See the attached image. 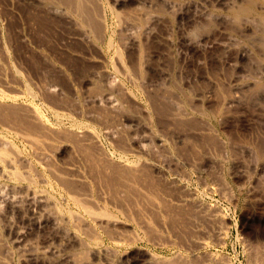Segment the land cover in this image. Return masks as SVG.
<instances>
[{
  "label": "rangeland",
  "instance_id": "obj_1",
  "mask_svg": "<svg viewBox=\"0 0 264 264\" xmlns=\"http://www.w3.org/2000/svg\"><path fill=\"white\" fill-rule=\"evenodd\" d=\"M20 2L23 3V0H0V49L3 48V51L0 50V62L3 67L5 66L3 70L4 72L6 70L5 75H7L5 80H0L3 82H0V90L5 94H19L18 104L23 107H25L24 105L33 107L42 115L48 127L57 130V132L53 131L55 133L52 138L48 139L54 144L53 149L43 147L46 149L43 151L49 155L48 161H42L38 156L35 157L36 151L33 146L22 139L21 135L19 136L20 132L23 135L24 131L28 132L29 130L31 134L27 132L25 134L36 136L35 138H39L37 135H41L39 131L36 133V130H31L28 127L31 123L26 120L28 117L23 110L19 111L22 113L18 112V117H20L16 119L17 121L11 119L10 123L8 122L9 125H6L8 123H3V126L0 124V139L5 136V140H8L11 145L13 144V147L15 146L14 149L18 152L19 157L23 161L26 160L25 163L17 164L18 170L19 172L29 171L31 178L26 176L33 180L32 183L35 185L29 184L27 181L29 179L23 176V180L27 179L26 181L18 180L15 183L18 190L25 192L30 186L35 187L34 189L37 188L46 196H50V200L52 199L51 201L57 207L59 216L67 224H64V231L61 228L52 230L49 226L38 231L33 225L32 211L27 206H20L21 208L18 207L19 210L16 211L9 210L2 204L0 206L1 264L4 260L8 264H66L58 261L59 254L54 256L48 254L45 258L36 260L23 257L20 244H28V242L32 249L42 250L48 244L55 243V246H58L60 250L72 253L74 256L82 253L80 256L77 255L81 258L76 256L78 258L76 260H80L82 264H89V262L90 264H105V262L106 264H156L157 262V264H168L169 262L173 264V260L178 256L193 257V254L185 253L184 250L194 247V240H206L205 243L208 241L206 249L196 252L197 254L194 256L201 257L207 252L212 255L209 258L210 261H205L206 258L205 263L200 258L199 261L202 262L198 261L197 264H213L214 262L215 264H264V96H262L264 93H258L255 90V86L259 83L264 86V71H261L264 69V59L263 56H260L263 53L256 42L262 37L263 32L258 27L255 18L251 17L254 18L252 20L243 17L242 21L238 23L239 25L235 22L232 23L231 21H234L231 18L232 13L237 6L232 0H226L225 3L228 5L224 2L221 3V0H103L106 10L109 8L118 12L119 15L121 14L118 17L119 20L122 19V21L120 20L121 24L123 20L130 18L131 23L127 22L131 24L130 28L127 27L129 32H127L128 29L121 28L122 25L116 28L110 27L106 31L104 30L103 40V31L98 33L91 29L88 33V38H91L85 42L78 37L79 31L76 30V32L71 24L63 22L59 19L60 17L24 13L23 10H20L22 6ZM256 3L259 5L258 7ZM256 3L253 5L256 12L264 13L262 2L256 0ZM124 14L125 16H123ZM254 27L256 28L254 29ZM122 29L124 30L122 31ZM110 36L113 39V44L109 49L107 39ZM68 38L70 39L67 40ZM123 40L130 43L127 44ZM90 41L93 43L91 44ZM117 55H120L118 56L120 59L116 58ZM135 65L136 67H134ZM115 68L117 69L114 71ZM255 68L259 71H254ZM106 77L114 80L115 83L114 81L113 83L118 87L113 90L115 94L112 93V97L115 96L114 99L120 98L117 100V104L122 109L117 108L118 113L115 110H113L115 112L105 110L103 104H93V96L100 95L107 90ZM101 78L102 80H100ZM247 86L248 88H245ZM49 88H55L57 92L48 93L47 89ZM26 89L31 93L32 98L26 96ZM99 89L101 90L99 91ZM252 95L256 97L254 98ZM65 105L67 106L65 107ZM101 111L103 112L101 113ZM24 117L27 118L24 119ZM27 122L28 125H26ZM18 124L23 127H19ZM10 125L11 132L9 131ZM18 128L20 129L18 130ZM80 129L92 132L96 136V146H76L78 143L75 136L73 139V134ZM15 132L16 135L18 134L17 136ZM39 140L44 139L40 138ZM74 141L76 142L74 143ZM56 146L60 147H57L59 150ZM82 148L86 150L88 148L89 151L87 150L85 153ZM74 153L76 154L74 155ZM90 155L96 161L111 160L110 162H113L114 165L121 162L135 167L141 163L137 166L145 165V167H140L141 172L138 170L136 175L134 174L137 180L131 175L132 180L138 182L140 177L139 180L142 182L144 179L152 180V182L144 180L143 183L139 181L134 184V181H130L126 186L122 185L124 187H121L122 189H120V185L115 184V187H119L120 190L118 189L116 194L118 196L114 198V194L110 195L113 190L104 186V179L108 177L105 174H100L98 169L96 171V164H91L89 167L90 161L88 162L87 158H90ZM99 157L100 160H98ZM67 165L76 168L77 174L79 172L82 179L86 180L90 186V188L87 186L86 193H92V200L94 199L95 203V206H92L94 212L99 211L97 206H101L99 212H109L108 215L110 214L111 218L104 217L111 222L105 224L106 218L102 224L94 222L83 214L82 210L64 202L65 195L54 186L50 170L54 167L52 169L54 172L65 176L66 172L63 170ZM58 169L59 171H57ZM143 175H146L145 178ZM0 180L3 184L8 185L5 179ZM176 186L178 188H175ZM88 189L90 192L87 191ZM123 189L126 191L123 192ZM107 192L110 193L107 194ZM183 200H188V202ZM52 210L50 209V211ZM186 212L188 213L185 216ZM70 214L74 218L71 219ZM178 217H181L182 220ZM177 219L181 220L180 223ZM173 220L176 222H171ZM147 221L150 222L147 224ZM191 221H195L197 226H201L194 228ZM183 224L187 227H184ZM147 225L154 228L146 229ZM157 225L158 227H156ZM104 227H107L105 228L107 231H104ZM178 228H180L179 231ZM13 229L15 230L13 231ZM26 231L28 233H25ZM186 231L187 234L189 233L188 235H185ZM188 231L193 233L194 239L192 233ZM17 232L25 233L20 244L15 241L16 237L14 236L17 235ZM181 232L183 235L180 234ZM111 233L116 235L113 237ZM199 233L203 234L199 235ZM73 234L78 237V242L66 237ZM157 239L159 240L157 241ZM149 240L151 243H148ZM4 253L10 256L8 257ZM221 258L224 259V262ZM159 261L161 262L159 263Z\"/></svg>",
  "mask_w": 264,
  "mask_h": 264
},
{
  "label": "bare ground",
  "instance_id": "obj_2",
  "mask_svg": "<svg viewBox=\"0 0 264 264\" xmlns=\"http://www.w3.org/2000/svg\"><path fill=\"white\" fill-rule=\"evenodd\" d=\"M21 1V0H20ZM103 0H23V3H21L22 4V6L20 7V10H23V12L24 13H33V14H36V15H38V16H42L41 14H44L45 16H47V17H50V16H52V17H60L59 19L60 20H62L63 22H66V23H69V24H71L74 28H75V31L77 30V31H79V33H78V37L80 38V39H82V41L83 40H85V42H88V40H89V38H91V37H89L88 38V33L90 32V30L91 29H93V31L94 30H96V31H98V33H100V31H101V33H102V31H103V37H102V39L104 40V32L106 31V29H109L110 27H113V28H116V27H119L120 25H122L121 26V28L122 27H124V28H126V29H128V28H130L129 26H131V20H130V18H128L126 21L125 20H123V23L121 24V22H120V20L122 21V19H120L119 20V16L121 15H119L118 14V12H115V11H113L112 9H107L106 10V8L103 6V2H102ZM220 1V0H219ZM232 1H234L233 3H236V8L234 9L233 8V6H232V8L234 9V12L232 13V20H234V21H231L232 23L233 22H235V24L237 23H240V21H242L241 19L244 17V18H251V17H254V18H251L252 20L254 19V20H256L258 23V27H260V29H261V31L263 32L262 33V37L259 39V40H257L256 42H258V44H259V49H261L262 50V53H263V55H260V56H263V59H264V13H257L256 12V9L253 7V5H254V3H256V0H232ZM262 2V4H263V6H264V0H258V2ZM222 2H226V0H221V3ZM228 2V1H227ZM232 3V2H231ZM1 4V3H0ZM113 4V3H112ZM225 4H227V3H225ZM228 4H229V2H228ZM227 4V5H228ZM257 4V3H256ZM224 5V4H223ZM222 5V6H223ZM229 5H231V4H229ZM20 6V5H19ZM106 6H108V5H106ZM161 6V5H160ZM168 6H170V5H168ZM235 6V5H234ZM259 5L257 4V7H258ZM162 7V6H161ZM224 7V6H223ZM228 7V6H227ZM231 7V6H230ZM131 9V8H130ZM261 9V8H260ZM136 10V9H135ZM230 10V8L228 9V11ZM118 11V10H117ZM20 12V11H19ZM22 11L20 12V13H23ZM136 12H138L137 10H136ZM132 13V12H131ZM19 14V13H18ZM140 14H141V12H140ZM142 14H144V13H142ZM212 14V13H211ZM11 15V14H10ZM27 15V14H26ZM132 15V14H131ZM131 15H129V16H131ZM169 15V14H168ZM34 16V15H33ZM123 16H125V14L123 15ZM10 17V16H9ZM135 17V16H134ZM153 17V16H152ZM151 17V18H152ZM29 18V17H28ZM41 18V17H40ZM44 18V17H43ZM42 18V19H43ZM57 18H56V20H57ZM123 18H125V17H123ZM132 18V17H131ZM209 18V17H208ZM230 18V17H229ZM31 20H32V18H30ZM50 19V18H49ZM133 19V18H132ZM140 19H141V17H140ZM143 19V18H142ZM2 20V19H1ZM5 20V19H4ZM3 20V21H4ZM29 20V19H28ZM30 20V21H31ZM46 20V19H45ZM110 20H111V22H110ZM116 22H115V21ZM145 20V19H144ZM151 20V19H150ZM165 20V19H164ZM231 20V19H230ZM6 21V20H5ZM24 21V20H23ZM35 21V20H34ZM37 21H38V19H37ZM37 21H36V23H37ZM49 21V20H48ZM125 21V22H124ZM142 21V20H141ZM166 21V20H165ZM28 22V21H27ZM59 22V21H58ZM127 22H130V23H127ZM203 22V21H202ZM207 22V21H206ZM24 23V22H23ZM45 23H46V21H45ZM208 23V22H207ZM209 23H211V22H209ZM243 23H244V21H243ZM31 24H32V22H31ZM52 24V23H51ZM69 24H68V26H69ZM212 24V23H211ZM248 24V23H247ZM33 25V24H32ZM161 25V24H160ZM239 25V24H238ZM5 26V25H4ZM52 26V25H51ZM68 26H66V27H68ZM242 26V25H241ZM33 27V26H32ZM65 27V26H64ZM128 27V28H127ZM233 27V26H232ZM237 27V26H236ZM202 28V27H201ZM256 27H254V29H255ZM45 29V28H44ZM52 29V28H51ZM125 29V30H126ZM153 29V28H152ZM210 29H212V28H210ZM71 30L72 31H74L73 30V28H71ZM105 30V31H104ZM124 29H122V31H123ZM148 30V29H147ZM42 31V30H41ZM52 31V30H51ZM76 31V32H77ZM92 31V32H93ZM127 31V30H126ZM130 31H131V29H130ZM152 31V30H151ZM156 31V30H155ZM154 31V32H155ZM198 31V30H197ZM234 31V30H233ZM92 32H91V35H93L92 34ZM127 32H129V29H128V31ZM259 32V31H258ZM117 33V32H116ZM130 33H132V32H130ZM138 33V32H137ZM94 34H95V32H94ZM132 34H134V33H132ZM131 34V36H133ZM149 34V33H148ZM168 34V33H167ZM253 34V33H252ZM36 35V34H35ZM76 35H77V33H76ZM98 35H100V34H98ZM159 35V34H158ZM18 36V35H17ZM67 36V35H66ZM69 36V35H68ZM73 36V35H72ZM95 36V35H94ZM93 36V37H94ZM96 36H97V32H96ZM95 36V37H96ZM102 36V35H101ZM259 36V35H258ZM71 37V36H70ZM95 37H94V39H95ZM135 37V36H134ZM133 37V38H134ZM146 37V36H145ZM101 38V37H100ZM136 38V37H135ZM256 38V37H255ZM70 38H68L67 40H69ZM73 39V38H72ZM124 39V38H123ZM130 39V38H129ZM137 39V38H136ZM258 39V38H257ZM7 40V39H6ZM91 40V39H90ZM118 40V39H117ZM120 40V39H119ZM133 40V39H132ZM135 40V39H134ZM254 40V39H253ZM8 41V40H7ZM100 41V40H99ZM116 41V40H115ZM122 41V40H121ZM120 41V42H121ZM146 41V40H145ZM70 42V41H69ZM81 42V41H80ZM84 42V43H85ZM91 42V41H90ZM118 42V41H117ZM123 42H125L124 40H123ZM127 42V41H126ZM125 42V43H126ZM143 42V41H142ZM253 42V41H252ZM46 43V42H45ZM51 43V42H50ZM93 42H91V44H92ZM119 43V42H118ZM125 43H122V44H125ZM128 43H130L129 41L127 42V44ZM132 43V42H131ZM147 43V42H146ZM80 44V43H79ZM102 44V43H101ZM113 44V39H112V37L110 36L108 39H107V45H109V49L112 47L111 45ZM84 46H86V45H84ZM89 46V45H88ZM125 46V45H124ZM7 47V46H6ZM83 47V46H82ZM95 47V46H94ZM121 47V46H120ZM126 47V46H125ZM130 47V46H129ZM135 47V46H134ZM257 47V46H256ZM86 48V47H85ZM92 48V47H91ZM96 48H98V47H96ZM122 49V48H121ZM120 49V50H121ZM125 49V48H124ZM127 49V48H126ZM0 50H2L3 51V48L2 49H0ZM88 50H89V48H88ZM2 51H1V53H2ZM91 51V50H90ZM123 51V50H122ZM130 51V50H129ZM128 51V52H129ZM75 52V51H74ZM80 52V51H79ZM118 52H119V50H118ZM8 53V52H7ZM81 53V52H80ZM86 53H88V52H86ZM101 53V52H100ZM120 53V52H119ZM159 53V52H158ZM5 54V53H4ZM133 54V53H132ZM100 55V54H99ZM114 55H115V53H114ZM138 55V54H137ZM78 56V55H77ZM76 56V57H77ZM90 56V55H89ZM118 56H120V55H117L116 56V58L118 59H120V57H118ZM128 56V55H127ZM241 56V55H240ZM243 56V55H242ZM241 56V57H242ZM81 57V56H80ZM112 58V57H111ZM1 59V58H0ZM126 59V58H125ZM130 59V58H129ZM143 59V58H142ZM258 60V59H257ZM84 61V60H83ZM93 61V60H92ZM112 61V60H111ZM120 61H122V60H120ZM119 61V62H120ZM141 61V60H140ZM259 61V60H258ZM3 62V61H2ZM113 62H114V60H113ZM264 62V61H263ZM118 63V62H117ZM137 63V62H136ZM261 63V62H260ZM113 64V63H112ZM119 65V64H118ZM137 65V64H136ZM136 65L134 66V67H136ZM141 65V64H140ZM264 65V64H263ZM90 66V65H89ZM256 66V65H255ZM262 66V65H261ZM5 67V66H4ZM4 67H3V65L1 64V62H0V80H3L7 75H5V72H6V70H5V72H4ZM58 67V66H57ZM95 67V66H94ZM119 67V66H118ZM129 67H131V66H129ZM141 67V66H140ZM83 68V67H82ZM123 68V67H122ZM258 68V67H257ZM261 68V67H260ZM85 69H87V68H85ZM99 69V68H98ZM101 69V68H100ZM117 68H115L114 69V71L116 70ZM126 69V68H125ZM124 69V70H125ZM131 69V68H130ZM249 69V68H248ZM259 69V68H258ZM258 69H256L255 68V70L254 71H259ZM69 70V69H68ZM83 70V69H82ZM94 70V69H93ZM104 70V69H103ZM123 70V71H124ZM127 70H128V68H127ZM9 71V70H8ZM95 71V70H94ZM121 71V70H120ZM261 71H264V69L263 70H261ZM46 72V71H45ZM57 72V71H56ZM104 72V71H103ZM127 72V71H126ZM223 72V71H222ZM131 73V72H130ZM18 74V73H17ZM118 74V73H117ZM122 74H123V72H122ZM106 75V74H105ZM9 76V75H8ZM14 76V75H13ZM17 76V75H16ZM110 76V75H109ZM122 76V75H121ZM263 76V75H262ZM261 76V77H262ZM15 77V76H14ZM13 77V78H14ZM245 77H246V75H245ZM111 78H112V76H111ZM111 78H109V77H106L105 79V81H106V83H107V85H106V88H107V90L105 91V92H103V93H101L100 95H96V96H93V99H92V101H93V104L95 103V104H98V105H100V104H103L104 106H102V107H104V109L106 110V109H108V110H110V111H113V110H115L116 111V109L118 108H121V107H118V104H117V100L118 99H120V98H118L117 100L116 99H114L115 98V96H114V98L112 97V93H113V90L114 89H116V88H118L117 87V85H115L114 83H115V81H114V83H113V81L111 80ZM129 78V77H128ZM250 78V77H249ZM94 79V78H93ZM251 79V78H250ZM5 80V79H4ZM16 80V79H15ZM100 80H102V78L100 79ZM9 81H11V80H9ZM18 81V80H17ZM92 81V80H91ZM99 81V80H98ZM1 82V81H0ZM12 82H14V81H12ZM1 83H3V82H1ZM5 83V82H4ZM118 83V82H117ZM140 83V82H139ZM6 84V83H5ZM4 84V85H5ZM95 84H96V82H95ZM173 84V83H172ZM203 84V83H202ZM25 85V84H24ZM98 85V84H97ZM119 85V84H118ZM244 85V84H243ZM254 85H256V84H254ZM2 86V85H1ZM96 86V85H95ZM121 86V85H120ZM252 86V85H251ZM27 87V86H26ZM40 87V86H39ZM103 87H104V85H103ZM122 87V86H121ZM10 88V87H9ZM217 88V87H216ZM221 88V87H220ZM245 88H248V86L247 87H245ZM14 89V88H13ZM40 89V88H39ZM120 89V88H119ZM239 89V88H238ZM254 89V88H253ZM11 90V89H10ZM101 89H99V91H100ZM103 90V89H102ZM255 90L259 93H264V86H263V84H258V85H256L255 86ZM26 93L25 94H27L26 96H29V97H31V93L28 91V89H26ZM39 91V90H38ZM47 91H48V93H55V92H57L56 91V89L54 88V89H47ZM120 91H121V89H120ZM144 91H145V89H144ZM181 91V90H180ZM241 91V90H240ZM243 91V90H242ZM262 91V92H261ZM157 92V91H156ZM190 92V91H189ZM216 92V91H215ZM165 93V92H164ZM227 93V92H226ZM257 93V94H258ZM11 94V93H10ZM10 94H5V92L3 91L2 92V90H0V124H2V126H3V123H8L11 119L13 120H16V119H18L19 117H18V112L19 111H24L26 114H27V117H24V119L25 118H27L26 120H29L30 122L29 123H31V124H29L28 125V122H27V124L26 125H28V127L32 130H36L35 132L36 133H38L37 131H39V134H41V135H37L39 138H35L34 136H31V135H29V134H31V133H29L30 132V130L27 132V131H24L25 133L27 132V133H29V134H25L24 132H22V133H24L23 135L21 134V132H20V134H19V131L17 132L18 134H19V136L21 135L22 136V139H24V140H26L27 141V143L29 142V144L30 145H32L33 146V148H34V150L36 151V154H35V157L36 156H38V157H40V159L43 161V160H46V161H48V158H49V155H47L46 154V151L44 152L43 151V147H45V148H52L53 149V145L54 144H52L51 143V141H49L48 139H51L52 138V136H53V134L55 133V132H57V130L55 131V130H52L50 127H48V125L44 122V120H43V118H42V115H40V113L38 112V111H36L33 107H26V105H24L25 107H23V106H21V104H18L19 102H17V100H18V95H10ZM23 94V93H22ZM21 94V95H22ZM92 94V93H91ZM113 94H115V93H113ZM125 94V93H124ZM242 94H245V93H242ZM64 95V94H63ZM120 95V94H119ZM122 95V94H121ZM235 95V94H234ZM33 96V95H32ZM58 96V95H57ZM177 96V95H176ZM243 96V95H242ZM245 96V95H244ZM253 97H254V95H252ZM262 96H264V95H262ZM41 97V96H40ZM90 97H92V96H90ZM122 97V96H121ZM126 97V96H125ZM124 97V98H125ZM253 97H251V98H253ZM256 97V96H255ZM254 97V98H255ZM32 98V97H31ZM42 98V97H41ZM49 98H50V94H49ZM123 98V99H124ZM259 98V97H258ZM257 98V99H258ZM153 99V98H152ZM167 99V98H166ZM263 99V98H262ZM127 100V99H126ZM125 100V101H126ZM50 101H51V99H50ZM235 101V100H234ZM254 101V100H253ZM52 102V101H51ZM162 102V101H161ZM248 102V101H247ZM255 102V101H254ZM155 103H156V101H155ZM37 104V103H36ZM35 104V105H36ZM48 104V103H47ZM92 104V105H93ZM94 104V105H95ZM149 104V103H148ZM30 105V104H29ZM189 105V104H188ZM31 106V105H30ZM51 106V105H50ZM67 105H65V107H66ZM71 106V105H70ZM151 106H152V104H151ZM63 107H64V105H63ZM101 107V106H100ZM134 107V106H133ZM161 107V106H160ZM164 107V106H163ZM190 107V106H189ZM62 108V107H61ZM162 108V107H161ZM177 108V107H176ZM39 109V108H38ZM59 109V108H58ZM70 109V108H69ZM122 109V108H121ZM64 110V109H63ZM103 110V109H102ZM157 110V109H156ZM162 110V109H161ZM174 110V109H173ZM179 110V109H178ZM97 111V110H96ZM115 111H113V112H115ZM120 111V110H119ZM24 112H23V114H24ZM53 112V111H52ZM69 112V111H68ZM76 112V111H75ZM83 112H84V110H83ZM98 112V111H97ZM103 111H101V113H102ZM117 112V111H116ZM124 112V111H123ZM176 112V111H175ZM19 113H22V112H19ZM53 113H55V112H53ZM99 113V112H98ZM106 113V112H105ZM110 113V112H109ZM118 113V112H117ZM202 113V112H201ZM52 114V113H51ZM76 114V113H75ZM108 114V113H107ZM187 114V113H186ZM22 115V114H21ZM57 116H58V114H56ZM69 115V114H68ZM67 115V116H68ZM86 115V114H85ZM170 115V114H169ZM25 116V115H24ZM53 116H54V114H53ZM63 116H65V115H63ZM91 116V115H90ZM102 116H103V114H102ZM202 116V115H201ZM56 117V116H55ZM87 117V116H86ZM108 117V116H107ZM21 118H23V117H21ZM57 118V117H56ZM58 118H59V116H58ZM61 118V117H60ZM122 118V117H121ZM156 118V117H155ZM159 118V117H158ZM64 119V118H63ZM98 119V118H97ZM138 119V118H137ZM20 120V119H19ZM57 120V119H56ZM6 121V122H5ZM17 121V120H16ZM24 121V120H23ZM22 121V122H23ZM59 121V120H58ZM112 121V120H111ZM176 121V120H175ZM187 121V120H186ZM48 122V121H47ZM169 122V121H168ZM10 123V122H9ZM9 123L8 124H6V125H9ZM13 123V122H12ZM15 123V122H14ZM25 123V122H24ZM99 123V122H98ZM115 123V122H114ZM176 123V122H175ZM16 124H17V122H16ZM23 124V123H22ZM49 125H50V123H48ZM178 124V123H177ZM19 125V124H18ZM21 125V124H20ZM19 125V127H23V126H20ZM25 125V124H24ZM114 125V124H113ZM159 125V124H158ZM180 125V124H179ZM1 126V127H2ZM115 126V125H114ZM8 127V126H7ZM7 127H6V129H7ZM2 128H4V127H2ZM9 128V127H8ZM25 128V127H24ZM85 128V127H84ZM188 128V127H187ZM5 129V130H6ZM11 125H10V128H9V131L11 132ZM14 129V128H13ZM20 128H18V130H19ZM26 129V130H27ZM122 129V128H121ZM169 129V128H168ZM207 129V128H206ZM15 130H17L16 128H15ZM24 130V129H23ZM22 130V131H23ZM52 130V131H51ZM66 130V129H65ZM64 130V131H65ZM69 130V129H68ZM106 130V129H105ZM120 130V129H119ZM14 131V130H13ZM21 131V130H20ZM53 131H55L54 133H53ZM62 132H63V129L61 130ZM112 131V130H111ZM114 131V130H113ZM35 132H33L32 131V133L34 134ZM108 132V131H107ZM109 132H110V130H109ZM14 133V132H13ZM36 133H35V135H36ZM110 133H112V132H110ZM117 133V132H116ZM199 133V132H198ZM17 134V135H18ZM32 134V135H33ZM56 134H58V133H56ZM64 134V133H63ZM67 134V133H66ZM73 134V133H72ZM95 134V133H94ZM113 134V133H112ZM4 135V134H3ZM6 135H8V134H6ZM11 135V134H10ZM15 135H16V132H15ZM14 135V136H15ZM16 135V136H17ZM68 135V134H67ZM66 135V136H67ZM110 135V134H109ZM15 136V137H16ZM18 136V137H19ZM74 136H75V138H76V141H77V143H78V145L76 144V146H82V147H84V145H94V146H96L95 145V143L97 142L96 141V136L95 135H93V133L92 132H89V131H85V130H83V129H80V130H78V132H75L74 134H73V139H74ZM111 137H113L112 135H110ZM117 136V135H116ZM120 136V135H119ZM69 137H70V135H69ZM2 138V137H1ZM19 138H21V137H19ZM44 139V140H39V139ZM55 138V137H54ZM57 138H58V136H57ZM60 138V137H59ZM64 138V137H63ZM125 138V137H124ZM196 138V137H195ZM215 138V137H214ZM120 139V138H119ZM186 139V138H185ZM53 140V139H52ZM58 140V139H57ZM55 141V140H54ZM60 141V140H59ZM67 141V140H66ZM76 141H74V143L76 142ZM119 141V140H118ZM177 141V140H176ZM9 141L7 140H5V136H4V138H2V139H0V179H5L6 180V182L8 183V185H5V184H3L2 182H1V180H0V206L3 204L7 209H9V210H16V211H18L19 210V208L18 207H22V206H27L31 211H32V214H33V225H34V228L35 229H37L38 231H40V230H42L43 228H47L48 226H49V228L50 229H52V230H55V229H59L60 230V228L64 231V220H63V218H61L60 216H59V214H58V210H57V207L55 206V204L50 200V196H46V194H44L43 192H41V191H38V189L36 190V189H34L33 187H28L26 190L27 191H19L18 190V186L17 185H15V183L16 182H18V180H21V182H22V180H23V176H25V177H29V178H31L30 177V174H29V171H27V172H19V170H18V167L19 166H17V164L18 163H25V161L26 160H24L23 161V159H21V157H19V155H18V152L14 149V147H13V144L11 145L10 143H8ZM24 142V141H23ZM58 142V141H57ZM69 142H71L70 140H69ZM112 142V141H111ZM73 143V144H74ZM130 143V142H129ZM150 143V142H149ZM202 143V142H201ZM72 144V143H71ZM123 144H124V142H123ZM56 145V144H55ZM61 145V144H60ZM111 145V144H110ZM118 145V144H117ZM116 145V146H117ZM120 145V144H119ZM127 145V144H126ZM71 146V145H70ZM93 146V147H94ZM31 147V146H30ZM58 146H56V148H57ZM74 147V146H73ZM145 147V146H144ZM216 147V146H215ZM56 148H55V150H56ZM58 148H60V147H58ZM57 148V149H58ZM128 148V147H127ZM140 148H141V143H140ZM52 149H51V152H52ZM77 149H79V148H77ZM83 149V151L85 152V153H87L86 151L88 150V148H87V150L85 149V148H82ZM94 149H96V148H94ZM122 149V148H121ZM126 149V148H125ZM142 149V148H141ZM145 149V148H144ZM44 150H46V149H44ZM59 150V149H58ZM76 150V149H75ZM80 150V149H79ZM97 150V149H96ZM120 150V149H119ZM89 151V150H88ZM176 151V150H175ZM76 152V151H75ZM100 152V151H99ZM148 152V151H147ZM83 153V152H82ZM89 153H91V152H89ZM145 153V152H144ZM155 153H157V152H155ZM154 153V154H155ZM177 153V152H176ZM49 154V153H48ZM73 154V153H72ZM76 153H74V155H75ZM84 154V153H83ZM92 154V153H91ZM99 154H101V153H99ZM103 154V153H102ZM162 154V153H161ZM179 154V153H178ZM106 155V154H105ZM152 155V154H151ZM157 155V154H156ZM155 155V156H156ZM88 156V155H87ZM93 156H94V154H93ZM97 156H100V155H97ZM103 156V155H102ZM107 156V155H106ZM141 156V155H140ZM159 156V155H158ZM163 156V155H162ZM230 156V155H229ZM256 156V155H255ZM85 157H86V155H85ZM89 157V156H88ZM101 157V156H100ZM100 157H99V159L98 160H100ZM105 157V156H104ZM189 157V156H188ZM103 158V157H102ZM107 158V157H106ZM127 158V157H126ZM167 158V157H166ZM174 158V157H173ZM254 158V157H253ZM39 158H38V160H40ZM224 159V158H223ZM40 160V161H41ZM69 160V159H68ZM118 160V159H117ZM124 160V159H123ZM154 160V159H153ZM87 161L89 162L90 161V163H89V167H90V165L91 164H96L97 165V168H96V171H97V169H98V172L101 174H105L108 178H106V179H104V186L106 185L107 187H109V188H111L112 190H113V193L111 192V196H112V194H114V198L116 197V196H118V195H116L117 194V191H118V189H119V187H120V189H122V188H124V187H122V185H124V186H126V184H129L130 183V181H134V179L135 180H137L135 177V173L138 171V170H140V171H138V172H141V168L142 167H145V165H140V167L139 166H137V165H139V164H141V163H138L135 167H130L129 165H125V164H122L121 162V164L119 163V164H115L114 165V163L113 162H110V161H106V160H101V161H96V159H93L92 158V156L90 155V158H87ZM144 161V160H143ZM147 161V160H146ZM165 161V160H164ZM163 161V162H164ZM86 162V161H85ZM45 163V162H44ZM43 163V164H44ZM65 163H67V162H65ZM84 163V162H83ZM128 163V162H127ZM147 163V162H146ZM195 163V162H194ZM26 164H27V162H26ZM100 166H99V165ZM21 165V164H20ZM29 165V164H28ZM44 165H46V164H44ZM47 166V165H46ZM93 166V165H92ZM95 166V165H94ZM20 167H22V166H20ZM44 167V166H43ZM88 167V166H87ZM176 167V166H175ZM179 167V166H178ZM27 168V167H26ZM47 168V167H46ZM54 168V167H53ZM52 168V169H53ZM82 168V167H81ZM92 168V167H91ZM94 168V167H93ZM148 168V167H147ZM171 168V167H170ZM180 168V167H179ZM31 169V168H30ZM50 170L51 172H52V174H51V172H50V174L53 176V180H54V186H56L57 188H59V191H61V193L62 194H64L65 195V199H63L64 200V202H66V203H70V204H72L73 205V207L75 206V208H77V209H80V210H82V212H83V214H85L86 216H88L89 218H90V220H92V221H97V222H99V224H102V222H103V220H105V218L107 217L108 218V216H109V218H111L110 217V214L108 215V213L106 212V211H104V210H102V211H104V212H99V211H101L100 209L102 208L101 206V208L99 207V206H97L98 208H97V210H99V211H96V212H94V210H93V208H92V206L94 205L95 206V203H94V199L92 200V193L91 194H87L86 193V189H87V186H89L88 184H87V181L86 180H83L82 179V175H79V172H78V174H77V171H76V168H74L72 165H67L64 169L65 170H63V172L65 171L66 173H65V176H63V174L61 175V173L60 174H58V173H56V171L54 172L53 170ZM57 169V168H56ZM182 169V168H181ZM95 170V169H94ZM31 171V170H30ZM32 171H33V169H32ZM57 171H59V169L57 170ZM60 171H61V169H60ZM90 172V171H89ZM149 172V171H148ZM36 173V172H35ZM99 173H95V174H99ZM82 174V173H81ZM135 174V175H134ZM143 174H145V172H143ZM27 175V176H26ZM131 175H133V177H134V179L132 180V176ZM139 175H141V174H139ZM138 175V176H139ZM149 175V174H148ZM147 175V176H148ZM150 175H151V173H150ZM157 175V174H156ZM89 176V175H88ZM102 176V175H101ZM144 176V178H145V176L146 175H143ZM143 176H142V179H143ZM27 177V179H29ZM41 177V176H40ZM98 177H100L99 175H98ZM154 177V176H153ZM160 177V176H159ZM181 177V176H180ZM104 178H105V176H104ZM149 178H150V176H149ZM148 178V179H149ZM26 179V180H27ZM40 179V178H39ZM86 179V178H85ZM97 179V178H96ZM99 179V178H98ZM97 179V180H98ZM140 179V177L138 178V182L139 181H141V180H139ZM160 179V178H159ZM164 179V178H163ZM5 180H4V182H5ZM26 180H23V182L24 181H26ZM30 180V181H29ZM29 180H27L28 181V183L29 184H31L32 183V181L33 180H31V179H29ZM100 180H101V178H100ZM145 181H146V179H144ZM144 180H143V182H144ZM150 180V179H149ZM40 181V180H39ZM44 181V180H43ZM93 181V180H92ZM95 181V180H94ZM103 181V180H102ZM151 182H152V180H150ZM150 181H146V182H149L150 183ZM154 181V180H153ZM170 181V180H169ZM98 182V181H97ZM137 181H134V184L136 183ZM137 182V183H138ZM142 182V181H141ZM142 182V183H143ZM155 182V181H154ZM162 182V181H161ZM44 183V182H43ZM47 183V182H46ZM123 183V184H122ZM141 183V184H142ZM166 183V182H165ZM34 183H32V185H33ZM115 184L116 185H120L119 187H115ZM133 184V185H134ZM145 184V183H144ZM148 184V183H147ZM146 184V185H147ZM163 184V183H162ZM173 184V183H172ZM171 184V185H172ZM101 185H103V184H101ZM164 185V184H163ZM180 185V184H179ZM178 185V186H179ZM33 186H35V185H33ZM49 186V185H48ZM99 186V185H98ZM159 187H160V185H158ZM165 186V185H164ZM21 187V186H20ZM122 187V188H121ZM157 186L155 185V188H156ZM168 187V186H167ZM89 188H90V186H89ZM102 188V187H101ZM137 188V187H136ZM175 188H178L177 186L175 187ZM119 189V190H120ZM161 189V188H160ZM163 189V188H162ZM182 189V188H181ZM90 189H88L87 191L88 192H90L89 191ZM124 191L123 192H125L126 190L125 189H123ZM128 190H129V187H128ZM127 190V191H128ZM152 190V189H151ZM107 191H109V190H107ZM139 191V190H138ZM178 191H179V189H178ZM97 192H98V190H97ZM132 192H134V191H132ZM160 192V191H159ZM159 192H155L156 194L157 193H159ZM172 192V191H171ZM185 192V191H184ZM99 193H101V192H99ZM108 193H110V192H107V194ZM127 193V192H126ZM135 193V192H134ZM138 193V192H137ZM144 193V192H143ZM152 193V192H151ZM153 193H154V191H153ZM165 193H166V191H165ZM50 194V193H49ZM60 194V193H59ZM107 194H106V196H107ZM63 195V196H64ZM129 195V194H128ZM137 195V194H136ZM169 195V194H168ZM178 195V194H177ZM186 195V194H185ZM57 196H59V195H57ZM104 196V195H103ZM102 196V197H103ZM127 196V195H126ZM144 196V195H143ZM154 196H156L155 194H154ZM173 196V195H172ZM181 196V195H180ZM119 197H120V195H119ZM122 197V196H121ZM137 197H139V196H137ZM152 197V196H151ZM176 197V196H175ZM183 197V196H182ZM101 198V197H100ZM99 198V199H100ZM118 198V197H117ZM132 198H133V196H132ZM141 198V197H140ZM144 198V197H143ZM150 198V197H149ZM163 198V197H162ZM120 199V198H119ZM118 199V200H119ZM123 199V198H122ZM159 199H160V197H159ZM54 200V199H53ZM61 200H62V198H61ZM143 200V199H142ZM146 200V199H145ZM164 200V199H163ZM166 200V199H165ZM176 200V199H175ZM179 200V199H178ZM109 201V200H108ZM113 201V200H112ZM148 201H150V200H148ZM162 201V200H161ZM184 201V200H183ZM124 202V201H123ZM146 202V201H145ZM156 202V201H155ZM164 202V201H163ZM184 202H188V200H186V201H184ZM197 202H199V201H197ZM57 203V202H56ZM127 203V202H126ZM152 203V202H151ZM160 203V202H159ZM171 203V202H170ZM190 203H191V201H190ZM125 204V203H124ZM136 204V203H135ZM57 205H58V203H57ZM138 205V204H137ZM139 205H141V204H139ZM178 205H180V204H178ZM184 205V204H183ZM204 205V204H203ZM164 206V205H163ZM166 206V205H165ZM171 206H172V204H171ZM188 206V205H187ZM20 207V208H21ZM104 207V206H103ZM125 207V206H124ZM127 207V206H126ZM131 207V206H130ZM160 207V206H159ZM167 207V206H166ZM165 207V208H166ZM177 207V206H176ZM206 207V206H205ZM209 207V206H208ZM16 208H18V209H16ZM131 208H133V207H131ZM163 208V207H162ZM188 208V207H187ZM191 208V207H190ZM193 208V207H192ZM203 208H204V206H203ZM210 208V207H209ZM50 209L52 210V211H50ZM72 209V208H71ZM107 209V208H106ZM173 209V208H172ZM174 209H175V207H174ZM179 209V208H178ZM184 209V208H183ZM186 209V208H185ZM137 210V209H136ZM148 210H150V209H148ZM161 210V209H160ZM163 210V209H162ZM165 210H167V208L165 209ZM188 210V209H187ZM146 211V210H145ZM154 211H156V210H154ZM153 211V212H154ZM176 211V210H175ZM181 211V210H180ZM97 212H99V213H97ZM162 212V211H161ZM166 212V211H165ZM193 212V211H192ZM218 212V211H217ZM13 213V212H12ZM60 213H61V211H60ZM70 213H72V212H70ZM133 213V212H132ZM169 213H170V211H169ZM178 213V212H177ZM184 213V212H183ZM188 212H186L185 213V216H186V214H187ZM117 214V213H116ZM129 214V213H128ZM131 214V213H130ZM141 214V213H140ZM171 214V213H170ZM176 214V213H175ZM219 214V213H218ZM221 214V213H220ZM71 215V214H70ZM120 215V214H119ZM145 215V214H144ZM165 215H166V213H165ZM184 215V214H183ZM182 215V216H183ZM189 215V214H188ZM212 215V214H211ZM222 215V214H221ZM75 216H76V213H75ZM78 216V215H77ZM104 216H106V217H104ZM181 216V215H180ZM195 216V215H194ZM71 217V219L72 218H74L72 215L70 216ZM69 217V218H70ZM103 217V218H102ZM125 217V216H124ZM142 217H144V216H142ZM145 217H147V216H145ZM150 217V216H149ZM157 217H158V215H157ZM163 217H165V216H163ZM170 217V216H169ZM168 217V218H169ZM175 217V216H174ZM189 217H191L190 215H189ZM219 217V216H218ZM7 218H9V217H7ZM68 218V217H67ZM77 218V217H76ZM106 218V220H105V224H107V223H109V222H111V221H109V219H107ZM113 218V217H112ZM115 218V217H114ZM132 218V217H131ZM154 218H155V216H154ZM172 218V217H171ZM179 219H181L182 220V218L181 217H178ZM184 218H186V217H184ZM210 218V217H209ZM21 219V218H20ZM146 219H148V218H146ZM75 220V219H74ZM79 220V219H78ZM112 220V219H111ZM139 220V219H138ZM157 220V219H156ZM176 220V219H175ZM175 220H173V221H171V222H174ZM180 220V221H181ZM192 220V219H191ZM107 221V222H106ZM113 221H114V219H113ZM132 221V220H131ZM144 221V220H143ZM177 221H179L178 219H177ZM180 221H179V223H180ZM185 221V220H184ZM187 221H188V219H187ZM186 221V223H188ZM197 221V220H196ZM216 221V220H215ZM31 222V221H30ZM83 222V221H82ZM115 222V221H114ZM134 222H136V221H134ZM140 222V221H139ZM148 222H150V221H147V224H148ZM166 222V221H165ZM176 222V221H175ZM192 223V226L194 227V228H196L195 226H197L198 224L196 223H194L195 221H191ZM202 222V221H201ZM77 223V222H76ZM75 223V224H76ZM116 223V222H115ZM146 223V222H145ZM144 223V224H145ZM178 223V222H177ZM206 223V222H205ZM11 224H13V223H11ZM30 224V223H29ZM28 224V225H29ZM67 224V223H66ZM65 224V225H66ZM86 224V223H85ZM92 224V223H91ZM96 224V223H95ZM135 224V223H134ZM137 224V223H136ZM155 225H156V222L154 223ZM165 224V223H164ZM174 224H176V223H174ZM195 224V225H194ZM74 225V224H73ZM72 225V226H73ZM104 225V224H103ZM151 225V224H150ZM158 225H160V224H158ZM158 225L156 226V227H158ZM184 225V227H187V226H185V224H183ZM188 225V224H187ZM200 225V224H199ZM203 225V224H202ZM206 225V224H205ZM11 226V225H10ZM75 226V225H74ZM73 226V227H74ZM99 226V225H98ZM102 226V225H101ZM104 226H107V225H104ZM113 226V225H112ZM139 226H141V225H139ZM179 227H182L181 225H178ZM201 226V225H200ZM200 226H197V227H200ZM76 227V226H75ZM80 227V226H79ZM81 227H82V225H81ZM80 227V228H81ZM89 227V226H88ZM136 227V226H135ZM150 227H152V226H149L148 227V225L147 226H145V228L146 229H149ZM160 227V226H159ZM183 227V228H184ZM188 227H189V225H188ZM12 228V227H11ZM31 228V227H30ZM105 228H107V227H104V231L106 230ZM110 228V227H109ZM113 228V227H112ZM152 228H154V227H152ZM210 228V227H209ZM212 228V227H211ZM77 229V228H76ZM82 229V228H81ZM87 229V228H86ZM89 229H91V228H89ZM100 229V228H99ZM101 229H103V228H101ZM162 229V228H161ZM179 229L180 228H178V231H179ZM192 229V228H191ZM15 229H13V231H14ZM21 230V229H20ZM20 230H18V231H20ZM27 230V229H26ZM48 230V229H47ZM46 230V231H47ZM74 230V229H73ZM154 230H156V229H154ZM172 230V229H171ZM193 230V229H192ZM197 230V229H196ZM212 230V229H211ZM12 231V232H13ZM21 231H24V230H21ZM45 231V232H46ZM58 231V230H57ZM93 231V230H92ZM107 231V230H106ZM143 231H146V230H143ZM165 231V230H164ZM198 231V230H197ZM221 231V230H220ZM62 232V231H61ZM83 232V231H82ZM85 232V231H84ZM111 232V231H110ZM113 232V231H112ZM152 232V231H151ZM156 232V231H155ZM154 232V233H155ZM188 232H191V231H188ZM205 232H206V230H205ZM210 232V231H209ZM218 232V231H217ZM25 233H28L27 231L25 232ZM25 233H23V232H17V235H15L14 237H16V239H15V241L17 242V244L19 243H21L22 242V238L24 237V235H25ZM47 233V232H46ZM48 233H51V232H48ZM63 233V232H62ZM104 233V232H103ZM107 233V232H106ZM114 233V232H113ZM113 233H111V234H113ZM130 233V232H129ZM145 233V232H144ZM148 233H150V232H148ZM192 233V232H191ZM190 233V234H191ZM15 234V233H14ZM37 234V233H36ZM56 234V233H55ZM66 234V233H65ZM71 234V233H70ZM79 234V233H78ZM126 234V233H125ZM136 234V233H135ZM143 234V233H142ZM177 234V233H176ZM179 234V233H178ZM181 235H183V233L181 232L180 233ZM187 234V231H186V233H185V235ZM189 234V233H188ZM187 234V235H188ZM195 234V233H194ZM201 234H203V233H201ZM200 233H199V235H201ZM50 235V234H49ZM57 235V234H56ZM68 235V234H67ZM114 235H116V234H113V237H114ZM117 235H118V233H117ZM192 235V237H193V239L195 238L194 236H193V233L191 234ZM212 235V234H211ZM50 236H54L53 234H51ZM65 236V235H64ZM112 236V235H111ZM122 236V235H121ZM131 236V235H130ZM142 236V235H141ZM146 237H148L147 235H145ZM167 236V235H166ZM203 236H206V235H203ZM214 236V235H213ZM26 237V236H25ZM48 237V236H47ZM67 238L69 237V239L70 240H72V241H74V242H78V237L75 235V234H73V235H70V236H66ZM92 237V236H91ZM98 237V236H97ZM149 237H152V236H149ZM171 237V236H170ZM180 237V236H179ZM184 238H185V236H183ZM182 237V238H183ZM192 237H191V239H192ZM200 237V236H199ZM202 237V236H201ZM219 237V236H218ZM55 238V237H54ZM58 238H59V235H58ZM93 238H95V237H93ZM107 238V237H106ZM111 238V237H110ZM131 238V237H130ZM153 238H154V236H153ZM165 238H167V237H165ZM196 238H197V235H196ZM211 238V237H210ZM217 238V237H216ZM50 239V238H49ZM48 239V240H49ZM88 239V238H87ZM97 239V238H96ZM123 239V238H122ZM124 239H125V237H124ZM147 239V238H146ZM169 239V238H168ZM187 239V238H186ZM186 239H184L185 241H186ZM192 239V240H193ZM198 239V238H197ZM206 239V238H205ZM220 239V238H219ZM56 240V239H55ZM69 240V241H70ZM117 240V239H116ZM134 240H135V238H134ZM152 240V239H151ZM154 240V239H153ZM152 240V241H153ZM156 240V239H155ZM159 239H157V241H158ZM189 241H190V239H188ZM201 240H203V239H201ZM211 240V239H210ZM72 241H71V243H72ZM80 241V240H79ZM120 241H122V240H120ZM125 241V240H124ZM184 241V242H185ZM204 241H206V240H203V241H200V240H194L193 241V244H194V247H192V248H189V249H186V250H184L185 249V247H184V252L185 253H188V254H193V257H187V258H184V257H174L175 258V260H173L174 261V263L173 264H197V262L200 260V258H201V260H205L206 258V260L205 261H208L209 260V258H210V256L212 257V255H211V253L209 254L208 252V254L206 253H203V254H205L204 256H202L201 255V257L199 256H194L195 254H197L196 252H199V251H201V250H204V249H206V247H207V245L208 244H206ZM32 242V241H31ZM62 242V241H61ZM60 242V243H61ZM66 242V241H65ZM93 242V241H92ZM148 242V241H147ZM44 243V242H43ZM47 243V242H46ZM148 243H151L150 242V240H149V242ZM164 243V242H163ZM180 243H181V240H180ZM186 243V242H185ZM184 243V244H185ZM214 243V242H213ZM219 243V242H218ZM218 243H215L216 245L218 244ZM34 245L36 244V243H33ZM58 244V243H57ZM66 244V243H65ZM157 244H159V243H157ZM166 244V243H165ZM177 244V243H176ZM175 244V245H176ZM182 244V243H181ZM191 244V243H190ZM261 244V243H260ZM1 245V244H0ZM59 245V244H58ZM63 245V244H62ZM96 245V244H95ZM153 245H154V242H153ZM167 245V244H166ZM170 245V244H169ZM178 245H179V243H178ZM18 246V245H17ZM20 246H22L21 247V249H22V256L23 257H25V258H27V259H29V260H36V259H40V258H42L43 259V257L45 258V256L46 255H48V254H51V255H55V254H59L58 256H59V260L58 261H60V262H65L66 264L68 263V264H82L81 263V261L79 262L78 260H76V259H78V258H81V257H79L81 254H77V255H79V256H77L76 254H75V256L74 255H72V253H68V252H64V250H60L59 249V247L58 246H55V243L53 244V243H51V244H48L44 249H40V250H38V249H32V247H31V245H29V242H28V244L27 243H24V244H20ZM72 246V245H71ZM85 246V245H84ZM155 246H156V244H155ZM159 246V245H158ZM161 246V245H160ZM220 246V245H219ZM179 247V246H178ZM40 248V247H39ZM77 248V247H76ZM194 248V249H193ZM2 249V248H1ZM70 249H72L71 247H70ZM168 250V249H167ZM259 250V249H258ZM9 252V251H8ZM91 252V251H90ZM101 252V251H100ZM79 253V252H78ZM112 253V252H111ZM148 253V252H147ZM257 253V252H256ZM260 253V252H259ZM88 254V253H87ZM107 254V253H106ZM253 254V253H252ZM2 255V254H1ZM4 255H8V254H5L4 253ZM51 255H49V256H51ZM86 255V254H85ZM111 255V254H110ZM112 255H114V254H112ZM150 255V254H149ZM174 255V254H173ZM176 255V254H175ZM216 255V254H215ZM10 255H8V257H9ZM78 258H77V257ZM96 257H97V255H95ZM156 256V255H155ZM104 257V256H103ZM108 258V257H107ZM149 258H151L150 256H149ZM47 259V258H46ZM58 259V258H57ZM152 259V258H151ZM172 259V258H171ZM213 259V258H212ZM220 259V258H219ZM222 259V258H221ZM2 260H4V259H2ZM49 260V259H48ZM82 260H84V259H82ZM146 260V259H145ZM162 260V259H161ZM164 260H166V259H164ZM223 260V262H224V259H222ZM56 261V260H55ZM151 261V260H150ZM156 261V260H155ZM158 261V260H157ZM168 261V260H167ZM172 261V260H171ZM204 261V262H205ZM210 261V260H209ZM218 261V260H217ZM3 262V261H2ZM43 262V261H42ZM59 262V263H60ZM161 261H159V263H160ZM164 262V261H163ZM166 262V261H165ZM199 262H202V261H199ZM211 262H212V260H211ZM219 262H221V261H219ZM264 262V261H263ZM6 263V261L4 260V262H3V264H5ZM47 263V262H46ZM54 263V262H53ZM151 263H152V261H151ZM154 263V262H153ZM158 263V262H157ZM156 263V264H157ZM167 263V262H166ZM206 263V262H205ZM228 263V262H227ZM0 264H1V262H0ZM6 264H8V262L6 263ZM89 264H90V262H89ZM94 264V263H93ZM105 264H106V262H105ZM164 264V263H163ZM168 264H170V262L168 263ZM203 264V263H202ZM208 264V263H207ZM213 264H215V262L213 263ZM218 264H220V263H218Z\"/></svg>",
  "mask_w": 264,
  "mask_h": 264
}]
</instances>
